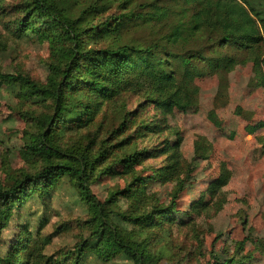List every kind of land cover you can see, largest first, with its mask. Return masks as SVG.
Listing matches in <instances>:
<instances>
[{"label": "trees", "instance_id": "1", "mask_svg": "<svg viewBox=\"0 0 264 264\" xmlns=\"http://www.w3.org/2000/svg\"><path fill=\"white\" fill-rule=\"evenodd\" d=\"M3 2L0 0V10ZM15 10L18 16L10 24L14 38L28 33L49 44V74L42 84L20 72L0 73V83L16 85L22 97L42 104L47 113H20L35 128L23 133V156L34 158L39 166L34 172H22L7 187L0 186V237L12 221L14 210L21 209L32 197L45 203L57 184L67 180L90 214V236L77 243L73 251L77 257L70 264H81L86 252L93 248L105 256L120 254L130 264H152L144 243L130 241L113 225L107 205L119 197L137 200L150 182L174 181L176 188L168 207L153 205L137 215L122 217L123 221L146 229L173 220L175 199L185 182L178 179V133H174L175 141L164 140L156 151L138 149L135 141L168 128L166 117L174 110L195 106L199 91L194 80L204 76L206 70L222 79L236 65L235 57L226 53L205 58L197 51H182L198 39L214 41L222 49L246 52L264 84V0H22ZM171 14L176 16V22L160 40L141 44L127 38L131 30L156 28ZM123 95H141L143 101L133 111H128L123 103L122 121L107 140L131 131L130 151L118 154L112 149L131 136L111 146L102 139L96 147L94 138L88 137L76 147L62 144L66 133L89 130L103 105ZM149 106L162 117L147 122L143 113ZM263 127L256 123L246 130L252 134ZM260 143L264 145V137ZM200 149L196 147L195 158L206 159ZM158 154L164 155L165 165L154 169L149 177L134 175L135 166ZM115 166H121L123 172L117 173ZM104 175H121L125 186L100 202L90 187ZM228 182L229 174L223 170L207 188L210 202L196 201L192 210L202 212L213 207L220 211L222 202L216 199ZM42 226L40 221L39 228ZM16 231L7 248L0 244V264H66L67 255L60 259L44 254L52 235L37 232L33 236L27 225H18ZM244 260L241 257L236 262ZM205 264L235 261L214 256Z\"/></svg>", "mask_w": 264, "mask_h": 264}, {"label": "rangeland", "instance_id": "2", "mask_svg": "<svg viewBox=\"0 0 264 264\" xmlns=\"http://www.w3.org/2000/svg\"><path fill=\"white\" fill-rule=\"evenodd\" d=\"M21 2L4 0L1 5L0 73L20 72L44 84L49 74V44L28 33L16 39L10 30V24L18 16L15 6ZM175 22L176 16L171 14L156 28L131 30L127 38L149 44L160 40ZM187 50L200 52L205 58L226 53L235 57L237 63L222 79L218 74L206 70L204 76L194 80L199 91L196 105L184 111L174 110L166 117L168 128L135 141L138 149L156 151L164 140L168 143L175 141L174 133H178L181 166L177 172L178 179L185 182L183 191L175 199L173 220L146 229L122 219L147 211L153 205L168 207L176 182L157 180L150 182L137 200L119 197L115 203L107 205L111 222L125 238L136 244L144 243L153 258L152 264H205L211 262L214 256L232 258L235 264H264V145L260 143L264 137V127L252 134L246 130L247 126L256 123L264 125L263 80L250 55L244 51L222 49L205 38L182 49ZM197 65L201 68L204 66L201 63ZM142 101L141 95H123L113 103H105L89 130L66 133L62 144L76 147L85 143L88 137L94 138L96 147L102 139H106V146L116 145L131 136V131H126L123 136L107 140L122 121L123 103L128 111H133ZM36 102L22 97L16 85L0 83L1 187L10 185L13 178L19 177L22 172H34L39 166L34 158L23 156V133L33 132L35 128L30 119L20 115L26 111L30 115L46 114L45 107ZM161 117L151 106L143 113L147 122ZM132 139L131 136L130 140L112 151L127 153L131 150L128 143ZM196 147L204 151L206 159L195 158ZM164 159L161 154L145 158L141 166L133 168L134 175L151 176L154 169L165 165ZM114 169L117 173L123 172L121 166ZM223 170L228 172L229 182L215 198L222 202L221 210L215 211L213 207L202 212L192 210L196 201L210 202L207 188ZM186 174H189L188 177H185ZM123 179L121 175L100 176L91 185V192L100 202H104L111 192L124 188ZM14 213L8 228L1 234L2 248H7L13 241L18 225H27L33 236L37 232L43 236L52 235L51 243L44 250L46 256L61 259L67 255L66 264H70L76 256L73 251L77 243L90 236L88 209L67 180L57 184L45 203L32 197ZM40 221L43 226L39 228ZM100 251L99 254L94 248L87 251L81 264H130L120 254L105 256ZM241 257L246 260L236 262Z\"/></svg>", "mask_w": 264, "mask_h": 264}, {"label": "built area", "instance_id": "3", "mask_svg": "<svg viewBox=\"0 0 264 264\" xmlns=\"http://www.w3.org/2000/svg\"><path fill=\"white\" fill-rule=\"evenodd\" d=\"M264 71V70H263Z\"/></svg>", "mask_w": 264, "mask_h": 264}]
</instances>
